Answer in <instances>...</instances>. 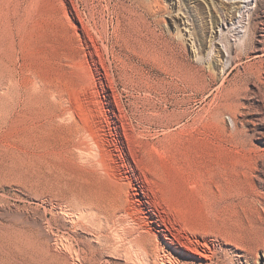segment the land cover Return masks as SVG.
Returning a JSON list of instances; mask_svg holds the SVG:
<instances>
[{
  "label": "rangeland",
  "instance_id": "obj_1",
  "mask_svg": "<svg viewBox=\"0 0 264 264\" xmlns=\"http://www.w3.org/2000/svg\"><path fill=\"white\" fill-rule=\"evenodd\" d=\"M91 198L264 264V0H0V264H136Z\"/></svg>",
  "mask_w": 264,
  "mask_h": 264
},
{
  "label": "bare ground",
  "instance_id": "obj_2",
  "mask_svg": "<svg viewBox=\"0 0 264 264\" xmlns=\"http://www.w3.org/2000/svg\"><path fill=\"white\" fill-rule=\"evenodd\" d=\"M89 151H90L89 152L90 155H87L85 154L84 150L80 148L78 149V153L81 157L95 156L93 150L90 149ZM234 172H235L234 169L227 168L228 175H233ZM86 204L89 205L90 207L89 210L92 211L93 216H96L97 219L99 220L98 226L100 228H103V226H109L113 228L112 230H115L114 233L117 232V235H119L118 238L124 241V243H127L130 249H133L132 251L134 252V254L131 256V258L133 259V263L135 262L136 264H179L180 260L177 258H169V257L167 258L164 255L163 256L165 258H162L163 256L160 257L159 253H157L156 255H152V252L148 248L150 235L153 234L151 228L135 222V220L131 218L126 212L119 210V207L117 205H113L114 203L112 205L110 204L108 208L107 207L103 208L102 205H99L94 199L91 198L88 201H86ZM13 235L21 242H26L23 239L22 235L21 237H19L14 230H1L0 243L8 244L10 242H13L12 239ZM158 244L159 246H162V248L168 246L163 241L158 242ZM182 247L187 250V253L184 254L185 257H183L182 260L185 264H189L190 262L192 264H224L225 263V260L219 259L217 257V252H218L217 249H220L221 246L219 245L216 246L215 242L213 241L211 242L210 245L208 242H206V239L203 242H201L198 239L197 240L189 239L188 242L182 244ZM243 256L244 255L240 253L239 250L232 249L230 252V256H228L226 259L230 264H243L241 260V258H244Z\"/></svg>",
  "mask_w": 264,
  "mask_h": 264
}]
</instances>
